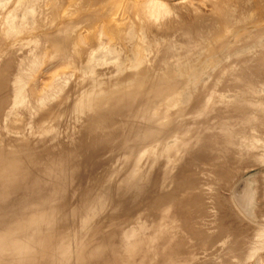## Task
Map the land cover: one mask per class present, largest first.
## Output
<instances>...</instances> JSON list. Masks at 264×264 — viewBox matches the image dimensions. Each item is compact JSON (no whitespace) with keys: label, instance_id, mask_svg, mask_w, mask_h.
<instances>
[{"label":"rangeland","instance_id":"374dc122","mask_svg":"<svg viewBox=\"0 0 264 264\" xmlns=\"http://www.w3.org/2000/svg\"><path fill=\"white\" fill-rule=\"evenodd\" d=\"M0 264H264V0H0Z\"/></svg>","mask_w":264,"mask_h":264},{"label":"water","instance_id":"95a60500","mask_svg":"<svg viewBox=\"0 0 264 264\" xmlns=\"http://www.w3.org/2000/svg\"><path fill=\"white\" fill-rule=\"evenodd\" d=\"M249 194L248 182L242 181L235 189L233 195L238 204L242 205L247 202V196ZM247 199V200H246Z\"/></svg>","mask_w":264,"mask_h":264},{"label":"bare ground","instance_id":"6f19581e","mask_svg":"<svg viewBox=\"0 0 264 264\" xmlns=\"http://www.w3.org/2000/svg\"><path fill=\"white\" fill-rule=\"evenodd\" d=\"M47 7H48V6H47ZM129 40H131V39L129 38ZM15 81H16V80H15ZM17 82H18V81H17ZM18 87H19V86H18ZM18 87H17V88H18ZM20 88H22V87H20ZM18 90H19V88H18ZM20 90H21V89H20ZM17 92H18V91H17ZM17 92H16V93H17ZM14 93H15V91H14ZM116 95H117V94H116ZM125 97H126V96H125ZM116 98H117V97H116ZM112 100H114V99H112ZM115 101H116V100H115ZM111 102H112V101H111ZM153 102H154V101H153ZM112 103H113V102H112ZM21 119H22V118H21ZM256 125H257V124H256ZM143 126H144V125H143ZM149 126H150V125H149ZM150 127H151V126H150ZM200 160H201V159H200ZM235 170H236V169H235ZM251 203H252V202H251ZM239 205H240V204H239ZM243 205H245V204L242 203V205H240V206H243ZM158 227H159V226H158ZM257 229H258V228H257ZM158 230H159V229H158ZM156 231H157V230H156ZM159 231H160V230H159ZM161 231H162V230H161ZM157 233H158V231H157ZM176 236H177V235H176ZM175 238H176V237H175ZM172 241H173V240H172ZM178 247H179V245H178ZM169 256H170V255H169Z\"/></svg>","mask_w":264,"mask_h":264}]
</instances>
